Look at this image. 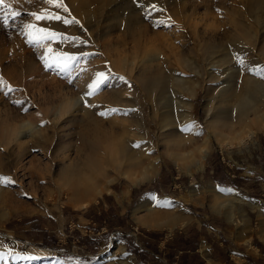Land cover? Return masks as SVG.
I'll return each mask as SVG.
<instances>
[{
    "label": "rangeland",
    "instance_id": "1",
    "mask_svg": "<svg viewBox=\"0 0 264 264\" xmlns=\"http://www.w3.org/2000/svg\"><path fill=\"white\" fill-rule=\"evenodd\" d=\"M87 1L92 9L80 19L82 28L78 25L65 26L55 23L46 24V22L39 24L40 27H50L55 31L62 32L69 38L63 42L59 40L49 42L54 53H68L73 56H80L82 53L90 54V58L86 61L82 60L78 66V69L83 71L78 70L71 73L74 77L72 84H69L55 71L44 67L40 56L46 49L31 48L26 44L22 35L13 32L9 37L8 33L0 29V77L15 89L8 98L0 92V161L5 165L16 163L15 169L11 172V178L16 182L10 186L11 189L13 188L15 198L12 203H1L0 206L7 213L3 219H0V263L10 259V264H124L126 262L124 254L114 253L117 250V245L127 243L128 240L132 244L134 241L139 243L148 237L146 233L152 232L157 236L156 240L152 242L153 246L160 250L157 254L155 253L156 255L153 254L154 258L162 259L164 254L175 258H172L167 264H264V217H261L257 210H249L244 205L248 203V201L245 202V197L257 200L260 198L264 202V189L254 181L256 178L254 168L261 172V165H254V151L264 147V129L255 133L253 137L245 140L238 147L219 148L215 140H212L208 144V154L202 171L193 173L192 177L179 171L159 147L156 152H160L161 161L158 174L152 181L131 187L127 181L120 179L109 185L107 188L109 194L102 192L84 208L80 207L82 202L70 206L57 193H49L48 189L51 188V185L45 168L48 165V159L42 155V152L36 148H30V151L23 154L22 148H17V143L13 141L15 137L13 132L18 131L22 122L27 121L32 125H37L41 134L46 131L51 135L53 118L50 108L59 98H79L83 92H86V86L91 83L96 72L110 71L111 79L99 93L92 96L97 99L105 96L108 87L115 86V78L122 76L121 71L115 69L119 67V57H123L126 52L122 48H114L112 43L116 39L123 38L125 32L123 29L120 30L121 27L134 18L127 16H130L132 11L139 7L133 0H112L109 4L117 6L116 8L119 10L110 12V6L103 7L99 0ZM165 1L163 0L162 4L169 3L171 0ZM201 1L208 10L205 11L203 5H200L198 9H195L194 13L196 14L192 16L191 20L197 23L204 21L208 25L206 33L215 30L216 43L222 48L221 52L215 56L227 51L230 53L231 43L234 40L242 46V51L246 43L240 36L234 40L232 36L225 38L221 36L222 31L229 29L226 23L222 24L226 17L223 8H226V5L227 7L237 6L236 2L230 0L228 4L229 0H224L225 2L221 0V2L223 1L221 6L220 0ZM139 3L144 5V3H159V1L139 0ZM240 5L238 4V10L246 16L244 11L247 12L250 9L247 6L250 5L243 4L246 6L244 8H240ZM14 7H20L22 11H39L41 7L49 6L42 5L37 0L34 6L23 4L14 5ZM121 13L127 14V16H121ZM145 15L143 19L148 23L159 20L153 16L151 19H145ZM205 15L206 17H204ZM245 16L238 15L237 19L241 22L248 21V16ZM247 21H244L243 24L249 25L250 23ZM154 31L165 35L169 29H165L161 25V27H155ZM108 32L110 35L105 36ZM170 33L178 34V31ZM152 36L153 33L149 32L148 37ZM76 37H79V40L72 39ZM81 40L85 43L81 44ZM190 42L188 38L177 39L178 45H189ZM193 51L190 55L191 60L196 64H201L202 58L204 59L199 55L201 52ZM246 52H244V58L248 56L247 60L252 59L253 61L254 55ZM59 85L63 88L60 93L62 96L59 94ZM121 86L124 85L121 84L119 88H124ZM140 92L137 90L132 93L134 96H130L133 101L136 98V106L131 108V112L134 111L132 114H136L137 118L142 116L146 106L144 103L147 102L146 98L144 100L143 92L142 94ZM13 101H22L23 103L17 106ZM25 108L28 109L27 112L23 110ZM191 116L200 128L204 129V99L201 92H198L193 99ZM72 117L73 114L69 113L64 116L62 121L66 123L60 135H62L65 152L69 150L65 155L67 154L66 156H69L70 159H75L71 146H73V139L78 135L79 125L69 121ZM81 117L79 114L76 120H81ZM54 140L53 138L48 140L50 146L53 145L51 143H54ZM151 156H155L153 150ZM33 161H36L35 164L37 163L38 166L34 165ZM31 170L37 171L39 178H31L32 176L28 175ZM262 172L261 179L264 180V169ZM230 175L237 177V186L242 188V190H237L238 195L245 196L239 198L244 201L242 205L240 202H235L238 201L235 198H220L218 200L226 204L227 210L232 216H230L231 221L222 218L218 213L215 214L207 200H204V198H210L208 190L217 192L215 188H212V184L220 186L218 182H224L226 178L235 184L234 178H230ZM17 185L24 187L33 185L37 188H35L36 191L22 193ZM223 188H234V186L228 185ZM131 191H134L133 194ZM153 195L170 201L173 206H183L187 214L192 217V222L184 228L172 231L145 230L146 228L144 229L136 222L138 216L145 215L142 211L143 208L137 209L140 211L138 216L134 214V211L139 206L141 199L149 200ZM125 197L128 198L123 200ZM114 199L124 207V209L121 208L123 214H120V208L115 206ZM120 199L123 201L120 202ZM157 210L166 209L159 208ZM245 225H247L246 228L242 229ZM196 229H199L198 234L192 236L191 232H195ZM121 237L122 239H120ZM179 237L184 239L191 237L189 247L194 244L197 251L189 250L177 253V250H174L176 248L172 250L174 240L171 239ZM179 243L178 240L176 246H179ZM32 248H38L40 251L34 253ZM107 254L109 255L107 256ZM27 257H34V259ZM105 258V262H102V259ZM134 261L136 264H140L136 259Z\"/></svg>",
    "mask_w": 264,
    "mask_h": 264
},
{
    "label": "bare ground",
    "instance_id": "2",
    "mask_svg": "<svg viewBox=\"0 0 264 264\" xmlns=\"http://www.w3.org/2000/svg\"><path fill=\"white\" fill-rule=\"evenodd\" d=\"M99 1L103 7L110 6V12L119 10L109 4L112 0ZM158 1L156 4L163 11L153 15L159 18L154 22L148 23L143 19L146 13L140 7L133 10L130 16L121 13V16L134 17L121 27L120 30L125 32L123 38L112 43L114 48H122L126 52L119 57V67L115 69L121 71L123 81L114 77L116 84L108 87L105 96L88 98L87 102L92 107L83 106L85 101L81 97L86 92L76 99L59 98L50 108L53 118L51 135L46 131L41 134L37 125L27 121L21 123L17 132H13L15 137L12 140L17 143L18 149L22 148L23 154L30 148H36L48 159L45 166L51 185L48 191L60 195L67 205L82 202L80 207L84 208L102 192L109 193V185L120 179L127 181L131 187L152 181L158 174L161 161L160 152H156L159 147L179 171L192 177L193 173L202 171L208 144L212 140L219 148L238 147L264 129V0H232L237 6L228 7L225 4L226 17L222 24L226 23L229 29L221 32L222 38L232 36L234 40L240 36L246 44L241 51L242 46L234 40L230 53L227 51L216 56L222 48L216 43L215 30L206 33L208 25L204 21L197 23L191 20L200 5L208 10L201 0H171L165 3L166 0L165 4H162L163 0ZM223 1L220 0L221 6ZM66 3L79 21L92 9L87 0H66ZM149 4L144 3L146 6ZM238 4H241L240 8L246 7L243 4L250 5L247 6L250 7L248 13L243 10L246 16L240 13ZM238 15L248 16V21H244L250 24L244 25V21L237 19ZM159 21L163 23L157 24ZM161 25L169 29L165 35L154 31ZM173 31H178V34L170 33ZM149 32L153 33L152 37H148ZM109 35L110 32L105 34ZM178 38H188L191 42L189 45H178ZM193 50L201 52L199 55L204 57L201 64L191 60ZM246 50L254 55V60H247L246 56L245 65L241 67L236 57H244ZM121 84L124 88H119ZM58 88L60 94L63 88L60 85ZM137 90L141 94L143 92L147 101L142 116L138 118L132 114L134 111L131 112L136 98L135 101L130 98ZM198 92L203 93L204 99V129L191 116L192 102ZM112 108L120 111L111 113L109 110ZM100 112H108L107 118L100 116ZM68 113L73 114L69 121L79 125L78 135L71 146L75 159L65 155L69 150L65 152L60 135L66 123L62 120ZM79 114L82 119L76 120ZM192 123L197 130L202 129V137L182 133L181 129ZM50 138L55 139L52 146L48 143ZM23 139L25 141L20 142ZM136 144L141 147H134ZM152 150L155 156H151ZM35 162L34 165L38 166ZM15 164L5 165L0 161V177L12 180L11 172ZM28 175L39 178L37 171L31 170ZM10 186H0V206L1 203L13 202L15 197ZM17 186L22 193L33 192L37 188L33 185ZM207 193L210 198L204 200H207L211 210L231 221L226 204L218 200L234 199L233 191L220 194L208 190ZM154 205L153 199L140 202L134 214L137 215L140 213L137 209L143 208L145 215H137L138 225L150 230L172 231L190 221L181 206L171 203V207L162 211ZM6 214L0 207V219ZM32 249L34 253L40 251ZM125 259L124 264H135L131 257ZM105 260L102 259V262ZM9 261L4 260L0 264H10Z\"/></svg>",
    "mask_w": 264,
    "mask_h": 264
},
{
    "label": "snow or ice",
    "instance_id": "3",
    "mask_svg": "<svg viewBox=\"0 0 264 264\" xmlns=\"http://www.w3.org/2000/svg\"><path fill=\"white\" fill-rule=\"evenodd\" d=\"M37 0H0V29L4 30L9 34V37L13 32L16 34L22 35L25 39L26 44L34 49L44 48L46 51L40 56L41 61L44 64V67L49 70L55 71L62 78L66 79L69 84L73 83L74 77L71 73L73 71H83L78 69V66L82 60H88L90 54L82 53L80 56H73L68 53H54L52 48L49 46L51 41H65L69 38L65 36L62 32L55 31L50 27H40V22H46L47 24H62L65 26L78 25L81 28L83 27L80 24L79 19L72 15V12L69 6L65 3V0H38L42 5H48L49 7H41L39 11H22L20 7H14V5H33ZM138 7L141 8L143 12L146 13L145 19H151V17L156 12H161L163 9L159 8L156 3L150 5H142L139 3V0H133ZM67 14V15H63ZM26 18V19H25ZM35 21V22H33ZM163 23L162 21L157 22V24ZM73 40H79V37L72 38ZM81 44L85 43L80 41ZM238 64L241 67L245 65L244 57H236ZM111 79V76L107 72H96L91 83L87 87V91L84 96L81 97V100H84V107H92V105L87 102L88 98L96 95L100 92L101 88L106 85ZM124 80L123 77L119 78ZM10 85H8L2 77H0V92L8 98L12 92H14ZM17 106H20L22 101H13ZM25 112L28 111L27 108L23 109ZM119 109L112 108L109 110L111 113L119 112ZM100 116L107 118L108 112H100ZM43 126V125H41ZM182 133L185 135H195L196 137H202V129L197 130L195 123L190 125H185L181 129ZM136 148H140V144L134 145ZM15 181L11 180L8 177H0V186H10L14 185ZM217 191L220 194L231 193L233 189L223 188L218 186ZM152 199L155 201V207L158 208H168L171 207V202L164 200H156V197L153 195ZM28 259H34V257H27Z\"/></svg>",
    "mask_w": 264,
    "mask_h": 264
},
{
    "label": "crops",
    "instance_id": "4",
    "mask_svg": "<svg viewBox=\"0 0 264 264\" xmlns=\"http://www.w3.org/2000/svg\"><path fill=\"white\" fill-rule=\"evenodd\" d=\"M263 142H264V137H263ZM254 165H261V172L258 169L254 168V174L256 175V178L254 179V181H256L258 183V186L260 185L261 188L264 189V180L261 179L262 174H263L262 171L264 169V147L263 148H260V149L257 148V150L254 151ZM231 177L234 178L235 184L231 183L230 182L231 180L229 181L228 178H226V180L224 182H218V184L220 186H222V187L228 186V185L234 186V188H230V189H233V193L235 194V199L238 200V201H235V202H240L241 205H242V203L244 201H243V199L241 201L239 198H244L245 196L238 195V192H237L238 189L239 190H242V188L239 187V186H237L238 185V182H237V179H236L237 177L235 175H230V178ZM212 187L217 190V187L218 186L215 185V184H212ZM133 192L134 191H131L132 194H133ZM106 194H109V193H106ZM126 198H128V197H125L123 200H126ZM245 198H246L245 199V202L248 201V203L247 204H244V205L249 210H253V209L254 210H257L258 212H260L261 217H264V202H263V199L258 198V200H257V199H251L249 197H245ZM158 199H160V198H158ZM123 200L120 199V202H122ZM142 200L143 199H141L140 202ZM150 200H152V198L149 199V201ZM113 202H114V204H115L116 207H119L120 208V211H121L120 214H123L121 208L124 209V207L122 205H119L118 202L116 201V199H114ZM178 206H180V205H178ZM182 209L184 210L186 216L188 218L190 217V221L188 222V224H190L192 222V217L189 214H187V211L184 209L183 206H182ZM219 216H221L222 218L226 219L222 214H219ZM243 216L244 215L242 214V217ZM188 224H186L182 228L186 227ZM246 226L247 225H245L244 228H242V229H245ZM145 230H150V229H145ZM151 230L156 231L154 229H151ZM198 231H199V229H196L195 232H191V235L192 236H195L194 234H198ZM250 231H251V228H250ZM117 233H119V232H117ZM146 234L148 235V237L146 239H144V240H141V242H139V243H136V241H134V243L132 244V242L130 240H128L127 243L125 242L123 244L117 245V250H115L116 254H118V252L123 253L124 254L123 257H131V260H133V261H134V259H136L140 264H167V262H170L172 260V258H174V256L173 257L168 256V255L165 256V254H164L162 256V259H155L154 258L155 256L153 254H155V253L157 254L158 252H160V250L159 249L157 250L156 247H154L153 246V243H152L153 240L154 241L156 240L157 236L155 234H153L152 232L151 233L148 232ZM120 235H122V234H120ZM111 238H112V236H111ZM120 239H122V237ZM197 239L199 241V236L197 237ZM171 240H174L173 241V245H172L173 247H171V249L173 250L174 248H176L174 250H177V253H181V251H189V250H192L193 252H196L197 251L196 250L197 248L195 249V245L194 244H193L192 247H189V243L191 242V237L190 238L187 237L186 239L181 238V237H179V238H172ZM178 240L180 241V243H179V246H176V242L178 243ZM125 250L129 254H127L125 252ZM151 252H153V253H151ZM198 252H199V249H198ZM134 263H135V261H134Z\"/></svg>",
    "mask_w": 264,
    "mask_h": 264
}]
</instances>
